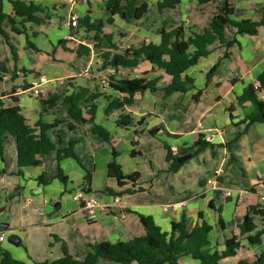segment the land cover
Returning <instances> with one entry per match:
<instances>
[{"label": "crops", "instance_id": "0c3cea01", "mask_svg": "<svg viewBox=\"0 0 264 264\" xmlns=\"http://www.w3.org/2000/svg\"><path fill=\"white\" fill-rule=\"evenodd\" d=\"M11 1L2 0L4 15L12 13ZM30 1L47 8L48 12L36 14L45 22L23 25L16 19V28L27 31L29 42L39 52L27 46L25 34L13 31L10 18L3 19L0 100L6 107L19 106L28 125L37 133L41 125L61 123L46 132L55 151L42 158L41 166L24 168L22 174H19L16 140L7 136L2 145L0 232L6 240L0 243V264L4 253L23 264L56 261L65 251L82 260L89 252L88 245L128 242L145 236L140 216L152 217L163 232L170 233L172 223L179 222L183 212L187 215L189 230L204 220L213 227L207 247L212 253L223 252L228 239L239 237L241 247L237 255L224 259L221 264L251 263L264 254V235L261 245L253 247L247 235H240L237 225L249 213V208L264 211V123H249L247 117L254 113V107L238 101L247 86L259 83L258 77L264 72V25L255 36L236 35L233 28L227 29L226 40L230 42L236 37L238 44L228 49L215 43L211 54L186 72L195 81L194 90L172 95L147 91L136 95L132 106L106 116L108 98H123L105 86L111 77L145 76L160 80L159 87L168 85L171 78L148 62H142L136 69L115 72L98 68L96 59L108 51L121 53L131 46L159 45L162 28L173 30L182 26L187 37L199 34L208 28L218 3L200 6L197 0H181L174 9L159 10L158 4L163 0H141L147 4L148 11L140 22L127 24L116 16L114 24L104 28L105 34L114 37L113 43L118 48L114 51L105 43L95 48L87 39L85 28L69 25L72 14L79 20L88 12L92 21L107 19L105 0H76L73 5L68 0ZM230 3L235 8L234 21L264 22V0H231ZM115 28L122 30L120 36ZM80 46L90 49V54L84 55L80 50L82 56H78ZM216 64H219L217 71L207 80V74ZM87 69L90 72L85 73ZM37 76L48 79L45 95L40 100L33 99L25 89ZM77 86L100 94L96 100L95 122L109 133L111 142L93 133L94 125L88 122L85 110L86 121L70 117L64 99ZM259 98L264 101V91L259 93ZM122 116H130L133 125H119ZM203 141L209 145L201 149ZM72 144L78 161L73 158L60 161L58 151ZM166 148L176 149L173 153L176 157L184 154L194 157L178 172H169ZM132 151L139 155L132 157ZM114 158L125 175L139 173L134 187L127 182L120 188L116 179L109 178L108 165ZM216 170L221 171L222 190L205 193L209 189L206 180L213 178ZM60 175L67 183L59 179ZM87 175L91 177L92 195L107 188L126 192L121 195V207L108 215L98 212L88 217L72 197L75 191L84 190ZM224 190H231L234 196L226 198ZM209 202L223 209L224 228ZM166 205L170 206L168 211L164 210ZM261 220V216H254L258 230L263 229ZM6 224L8 229H3L1 226ZM13 234L21 238L19 246L7 242ZM97 264L116 263L100 259ZM180 264H199V261L186 258Z\"/></svg>", "mask_w": 264, "mask_h": 264}, {"label": "trees", "instance_id": "16d2710c", "mask_svg": "<svg viewBox=\"0 0 264 264\" xmlns=\"http://www.w3.org/2000/svg\"><path fill=\"white\" fill-rule=\"evenodd\" d=\"M231 0H197L200 6L211 3H218L217 12L213 16L208 28L199 34H191L189 37L182 26L173 30L162 28L161 43L159 45H143L141 47L131 46L121 53L108 51L100 57L103 64L102 70L112 69L118 72L120 69L130 70L136 69L142 62H148L159 70H164L166 75L171 78V82L159 87L160 80H149L145 76L127 79V78H110L109 88L123 95L122 99H110L105 110L106 116H110L116 111L123 110L127 106H132L134 97L142 95L147 91L152 93L161 91L166 95L174 93H188L195 89V81L189 77L186 72L196 66L201 59L208 57L212 50L211 46L218 43L220 46L231 48L238 44L236 37L228 42L226 40V31L233 28L236 35L255 36L263 23H256L250 20L236 22L233 20L235 8L230 3ZM181 3V0H163L158 4L159 10L174 9ZM12 13L4 15L2 13V0H0L1 16H0V35H4L1 28L2 21L5 17L10 18L13 25V31L17 34H25L27 37V46L36 52L39 50L29 42L26 30L16 28V19H20L22 24L34 23L43 24L45 20L39 18L37 13H46L47 8L36 5L30 0H13L11 1ZM105 10L107 19H99L92 21L91 13L88 12L86 17L79 20L78 27H83L87 31L88 40L96 47H100L103 43L108 44L111 49L118 51L117 46L113 43L114 37L107 35L104 28L107 25L114 24V17L119 16L127 24L140 22L148 11V6L141 0H105ZM80 50L89 55L91 50L85 46H80L77 51L78 56H82ZM16 57V54H14ZM228 58L226 55L225 58ZM216 64L207 74V80L212 78L218 69ZM24 73H29L23 70ZM38 75V74H37ZM259 86L256 88L249 85L245 88L244 93L238 98L239 103H250L254 107V113L248 115L249 123H264V101L259 98V93L264 91V72L258 77ZM29 87L25 86V89ZM100 94L91 92L88 87L77 86L75 90L65 96L64 104L69 106V115L74 120L86 121L83 117V110L89 115L88 122L93 123V133L100 135L105 141L111 142L109 133L101 126L97 125L96 119V100ZM15 104L18 103L14 101ZM231 112L232 109L229 108ZM61 122L47 126L41 125L40 132L30 127L27 120L21 113V108L17 105L6 107L4 102L0 100V151L5 143L7 136H11L16 140L18 151L19 174L22 169L28 167H39L42 165V158L55 151L56 147L47 137L46 132L55 128ZM133 119L130 116H122L118 124L123 127L133 125ZM140 124V122H139ZM73 129L72 125H69ZM151 134H154L151 132ZM202 137V136H201ZM203 138V137H202ZM201 138V139H202ZM135 145V144H134ZM209 143L202 142L201 149L208 147ZM166 161L169 163V172H178L189 160L193 154H184L179 157L173 155L170 148ZM59 160L73 158L78 161V156L74 150V144L68 149L59 150ZM139 154L132 151L131 156L136 157ZM114 157L117 154L114 152ZM114 160L108 165L109 178L116 179L120 188L124 187L127 182L134 187L138 182L140 175L134 173L125 175L122 167ZM59 179L63 183H67V179L62 175ZM90 175L84 179V191L92 194L90 189ZM126 192L107 188L99 194L105 197L113 198L121 196ZM128 193H130L128 191ZM209 207L216 211L218 223L224 228L225 223L222 217V208H216L209 202ZM261 216L263 229L258 230L257 224L254 222V216ZM202 219V214H199ZM141 222L145 228V236L134 238L128 242H101L88 245L89 252L82 260L75 258L65 251L64 256L56 261L34 263V264H97L100 259H105L116 264H180L183 259L191 258L199 261V264H221L224 259L235 257L241 247L239 237L234 236L227 240L226 249L219 253L211 252L207 249L209 246V234L213 227L205 220L201 225L194 227L192 230L187 226V215L182 213L179 222H173L170 233L163 232L162 229L154 222L152 217L140 216ZM238 228L241 236H248L251 246L261 245V237L264 235V211L255 207L249 208V213L238 222ZM261 226V227H262ZM256 232V233H255ZM253 233H255L253 235ZM3 264H23L13 260L8 254L4 253ZM239 264H264V254L259 255L254 262L245 261Z\"/></svg>", "mask_w": 264, "mask_h": 264}, {"label": "built area", "instance_id": "2783aa9c", "mask_svg": "<svg viewBox=\"0 0 264 264\" xmlns=\"http://www.w3.org/2000/svg\"><path fill=\"white\" fill-rule=\"evenodd\" d=\"M70 4H74L76 0H68ZM79 17L76 14H72L70 17L69 25L73 28L78 27ZM96 65L101 67L103 64V60L101 58L96 59ZM85 73L90 72V69H87L84 71ZM48 83V79L45 76H37L34 78L31 86L26 90V92H29L31 97L35 100H40L45 95V85ZM105 86H109L108 83L105 84ZM259 86V83L255 86L256 88ZM136 136V140H137ZM172 153L176 151V149H171ZM221 176V171L216 170L213 178H208L206 180V185L209 187L208 190H205V193L208 192H214L217 190H222L220 187V181L219 178ZM88 193H86L84 190L76 191L73 193V199L78 202L81 206V210L88 216H94L98 212L104 213L106 215L111 214L114 212L116 208L121 207L122 204V197L121 196H115L112 199H110L109 202H104L103 200L98 199L95 195L87 196ZM224 195L226 198L233 197L234 193L231 190H224ZM262 200L264 201V195L262 197ZM169 205L164 206V210H169ZM6 238L4 235L0 232V243L5 242Z\"/></svg>", "mask_w": 264, "mask_h": 264}, {"label": "water", "instance_id": "95a60500", "mask_svg": "<svg viewBox=\"0 0 264 264\" xmlns=\"http://www.w3.org/2000/svg\"><path fill=\"white\" fill-rule=\"evenodd\" d=\"M98 199L100 200H104L105 202H109L111 198H105L103 194H97L95 195ZM3 229H8V225H2L1 226ZM7 242H9L10 244L14 245V246H19L20 243H21V238L16 235V234H13V235H10L8 238H7Z\"/></svg>", "mask_w": 264, "mask_h": 264}, {"label": "rangeland", "instance_id": "374dc122", "mask_svg": "<svg viewBox=\"0 0 264 264\" xmlns=\"http://www.w3.org/2000/svg\"><path fill=\"white\" fill-rule=\"evenodd\" d=\"M121 31H122V30H120V29H118V28H117V29L115 28V32L117 33L118 36H120L119 33H121ZM122 50H123V49H122ZM124 50H125V49H124ZM96 66H97V65H96ZM98 68H100V67L98 66ZM81 82H82V84H84L83 81H81ZM80 190H81V189H79V190H77V191H80ZM75 192H76V191H75ZM87 196H92V194H87ZM72 197H73V194H72ZM97 214H98V213H97ZM1 221H3V220H0V223H1Z\"/></svg>", "mask_w": 264, "mask_h": 264}]
</instances>
